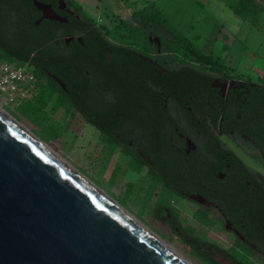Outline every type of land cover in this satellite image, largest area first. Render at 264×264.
<instances>
[{
    "label": "flooded vegetation",
    "instance_id": "obj_1",
    "mask_svg": "<svg viewBox=\"0 0 264 264\" xmlns=\"http://www.w3.org/2000/svg\"><path fill=\"white\" fill-rule=\"evenodd\" d=\"M36 1L61 21L44 18L34 0H0V49L17 41L14 30L29 47L49 44L42 65L59 88L54 102L64 92L62 109L129 170L163 179L154 184L165 192V230L177 241L199 237L182 225L180 204L194 223L222 231L227 248L209 242L221 263L264 264V78L247 77L226 57L233 49L227 19L241 33L246 19L221 0H211L212 16L206 0L202 10L215 26L198 37L196 50L212 59L203 62L176 46L165 15L137 14L157 10L153 4H135L109 34L68 0ZM247 1L264 8V0ZM232 38L249 49L244 38ZM41 57L33 52L26 67L32 72Z\"/></svg>",
    "mask_w": 264,
    "mask_h": 264
},
{
    "label": "water",
    "instance_id": "obj_2",
    "mask_svg": "<svg viewBox=\"0 0 264 264\" xmlns=\"http://www.w3.org/2000/svg\"><path fill=\"white\" fill-rule=\"evenodd\" d=\"M0 264L183 263L0 114Z\"/></svg>",
    "mask_w": 264,
    "mask_h": 264
},
{
    "label": "rangeland",
    "instance_id": "obj_3",
    "mask_svg": "<svg viewBox=\"0 0 264 264\" xmlns=\"http://www.w3.org/2000/svg\"><path fill=\"white\" fill-rule=\"evenodd\" d=\"M206 0H73L82 8L89 18L100 23L104 31L113 34L115 24L119 17L128 16L143 4H153L169 24L180 30L186 38V42L195 49H200L201 41L198 37L207 38L209 31L214 29L215 24L207 16L208 12L202 10ZM218 1V0H216ZM219 2V1H218ZM212 4L213 1H210ZM134 5V7H133ZM207 11L214 16L210 5H205ZM228 12H230L228 10ZM232 15V13L230 14ZM230 15L228 18H230ZM226 17V16H225ZM232 17H234L232 15ZM235 18V17H234ZM226 25V31L230 35V43L235 36L245 39L249 50L244 53L245 75L256 79L264 77V11L260 13L256 23L249 19L243 27L242 33L238 35L241 28L240 23L233 19ZM237 20V19H236ZM202 29V32L200 29ZM228 28V29H227ZM249 30V31H248ZM255 31V33L253 32ZM225 32V31H224ZM198 33V35H197ZM214 34V33H213ZM232 36V37H231ZM239 41L235 40L237 46ZM217 57V55H213ZM240 56V61H242ZM4 61L0 59V62ZM260 72V74H259ZM38 94V91L37 93ZM3 96L0 95V99ZM54 98L45 107L48 118L41 127H36L29 121L17 120L11 111L16 105L2 104V109L16 121L25 126L42 143L48 146L59 158H61L75 173L90 182L99 192L110 198L127 214L133 217L139 224L155 234L162 242L172 248L191 264H205L185 248L174 236L165 230L154 216L153 210L157 203L165 202V192L160 185L154 184L150 178L135 174L127 167L126 163L116 152H110L101 142L98 135L89 130L77 118H71L62 108L55 109ZM52 127V129H49ZM52 136L49 141L43 140V135ZM118 170L117 177L111 180L112 174ZM178 216L183 226H192L193 233L204 240L216 244L221 248H227L222 231L210 226L198 225L191 220L189 209L185 205H178ZM258 264V263H257Z\"/></svg>",
    "mask_w": 264,
    "mask_h": 264
},
{
    "label": "trees",
    "instance_id": "obj_4",
    "mask_svg": "<svg viewBox=\"0 0 264 264\" xmlns=\"http://www.w3.org/2000/svg\"><path fill=\"white\" fill-rule=\"evenodd\" d=\"M223 1L233 13L243 19H249L252 23H256L259 19L260 13L264 11V8L258 7L255 4L247 0H221ZM69 4L75 9V11L84 18L88 16L84 14L82 8L77 5L73 0H68ZM137 14H147L156 19H163L161 13L157 10L150 11L149 9L139 12ZM165 27L169 32L172 33V37L176 42V46H183L188 49L190 55L196 58L199 61L211 62L212 59L208 56L200 54L192 45L188 44L186 40L179 35L177 30H175L166 20ZM13 35L18 37L17 41L10 42L5 40L4 45L0 49V59L4 60L10 64H15L16 66H26L28 62L33 57V52H37L39 55H42L40 58V63L35 64L36 67L32 69L33 74H35L41 82L38 87V94L31 100L23 103H19L15 106L14 110L10 113L17 120L25 119L29 121L36 127H41L42 123L47 120L48 114L45 112V107L50 103L53 94L59 89L56 83L52 80H45V71L46 66L42 65L45 59L49 58L48 48L46 42H42L40 45L35 47H29L28 44L22 43L20 40V35L14 30ZM1 45V42H0ZM38 50V51H37ZM217 60H213V62ZM55 109L60 107H65V96L62 92V96L58 98L55 102ZM65 112V110L63 109ZM66 113V112H65ZM52 129V127H49ZM52 136L48 134L43 135L44 141H49ZM118 170H115L112 174L111 180L114 181L117 177ZM152 182H158L163 180L162 178H151ZM153 216L161 223L165 222V202H158L153 210ZM175 234V233H174ZM176 235V234H175ZM179 242L187 248L191 254L196 256L198 259L203 261L205 264H225L221 263L215 256L214 250L217 248L209 242L204 241L200 237H192L187 235L186 237H180ZM231 264H244L242 262H234Z\"/></svg>",
    "mask_w": 264,
    "mask_h": 264
},
{
    "label": "built area",
    "instance_id": "obj_5",
    "mask_svg": "<svg viewBox=\"0 0 264 264\" xmlns=\"http://www.w3.org/2000/svg\"><path fill=\"white\" fill-rule=\"evenodd\" d=\"M39 83L26 66L0 62V99L2 104L17 105L31 101L38 91Z\"/></svg>",
    "mask_w": 264,
    "mask_h": 264
},
{
    "label": "bare ground",
    "instance_id": "obj_6",
    "mask_svg": "<svg viewBox=\"0 0 264 264\" xmlns=\"http://www.w3.org/2000/svg\"><path fill=\"white\" fill-rule=\"evenodd\" d=\"M0 114L3 115L5 118H7L14 126H16L20 131H22L26 136H28L31 140H33L36 144H38L41 148H43L47 153H49L51 156H53L57 161H59L62 165L69 168L71 171H73L61 158H59L48 146H46L44 143H42L36 136H34L25 126H23L21 123L16 121L13 117H11L8 113H6L2 107L0 106ZM74 172V171H73ZM75 173V172H74ZM77 174V173H76ZM78 175V174H77ZM79 176V175H78ZM80 177V176H79ZM80 179L86 183L88 186L93 188L98 194L102 196L107 202H109L112 206H114L117 210H119L121 213H123L127 218H129L133 223H135L138 227H140L144 232H146L150 237H152L155 241H157L161 246H163L167 251H169L172 255H174L178 260H180L183 264H191L188 261H186L182 256L177 254L172 248H170L167 244L162 242L155 234H153L151 231L143 227L141 224H139L133 217H131L129 214H127L123 209H121L115 202H113L110 198L99 192L90 182L80 177Z\"/></svg>",
    "mask_w": 264,
    "mask_h": 264
},
{
    "label": "crops",
    "instance_id": "obj_7",
    "mask_svg": "<svg viewBox=\"0 0 264 264\" xmlns=\"http://www.w3.org/2000/svg\"><path fill=\"white\" fill-rule=\"evenodd\" d=\"M210 1L209 2H206L205 4H207L209 6L211 4ZM210 9H212L211 6H210ZM212 11H213V9H212ZM253 32L255 33V31H253ZM238 33L240 35V31ZM234 43H235V39L233 40V44H232L233 49L231 51V54L229 56H226L228 58L227 63L230 66H232L233 68H235L236 70H240V71H242L245 74V71H247V69L245 68L244 53L247 50H249V49H246L245 51H243V50H241V46L242 45H241L240 42L237 44V46H235ZM246 46L248 47L247 44H246ZM240 56H241V59H243L242 61H240ZM259 74H260V72H259ZM258 78H261V77H258Z\"/></svg>",
    "mask_w": 264,
    "mask_h": 264
}]
</instances>
